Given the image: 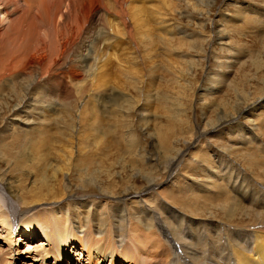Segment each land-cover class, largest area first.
<instances>
[{
	"label": "rangeland",
	"instance_id": "obj_1",
	"mask_svg": "<svg viewBox=\"0 0 264 264\" xmlns=\"http://www.w3.org/2000/svg\"><path fill=\"white\" fill-rule=\"evenodd\" d=\"M164 1L172 4L170 9ZM19 4L20 13L25 6ZM132 6L133 29L134 21L144 16L155 35L154 43L120 50L119 58L100 68L93 80L87 77L88 93L83 98L41 99L48 94L32 89L29 78L16 87L11 83L0 94V182L9 183L18 194L16 200L22 196L27 202L24 228L33 215L45 214L66 235L75 227L78 237L85 233L99 237L98 217L111 213L112 220H118L113 224L126 225L124 236L115 240L126 241L124 245L133 250L129 259L140 264H242V255L254 257L255 252L264 251L259 237L247 232L264 231V0H137ZM157 12H168L173 18L151 25ZM187 12L190 17L182 18L180 14ZM217 21L218 26L214 25ZM171 23L182 30L168 34ZM222 27L223 40L212 39ZM102 36L111 42L108 31L103 30ZM118 48L105 51L115 59ZM130 56L134 60L126 59ZM30 91L29 104L10 115L14 98ZM242 98L249 104L240 111L242 118L237 115L238 125L207 133L205 141L189 138L188 130H196L192 120L201 114L203 123L209 115L230 117ZM252 108L262 128L254 123L248 132L243 115ZM197 129L204 131L202 125ZM161 132L166 135L159 140ZM188 138L191 146L181 151L180 155L186 154L182 162L167 168L168 158ZM163 140L166 149L161 146ZM219 150L230 156L227 162L232 166L213 155L220 154ZM146 176L168 177L158 190L165 193L159 201L154 203L151 195L142 201L124 196L143 190ZM162 201L171 207L160 205ZM94 202L97 207L88 211ZM152 202L147 212L145 207ZM68 203L67 214L52 215V211H64ZM9 210L10 206L11 215ZM69 212L84 223L85 215L95 212L97 221L77 231L78 226L64 220ZM129 223L135 224L133 233H128ZM15 225H21L19 219ZM22 230L19 226L15 234L11 231L9 240L15 246L9 247L6 234L10 230L0 227V248L4 249L0 264H56L53 258L37 257L35 251L25 252L26 245H39L43 237L24 239ZM128 238L135 239L132 243ZM75 251L77 245L76 250L64 253L71 254L72 264H77L79 251ZM191 252L196 253L193 260ZM80 264L93 263L84 256Z\"/></svg>",
	"mask_w": 264,
	"mask_h": 264
},
{
	"label": "bare ground",
	"instance_id": "obj_2",
	"mask_svg": "<svg viewBox=\"0 0 264 264\" xmlns=\"http://www.w3.org/2000/svg\"><path fill=\"white\" fill-rule=\"evenodd\" d=\"M136 1L137 0H0V94L3 93L11 83H14V86L16 87L19 82L23 81L25 78H29L32 80V89L37 88L40 90L41 88L44 93L48 94L43 95L41 99L45 96L63 98V100H69V98L72 97L83 98L88 93V83H86L87 77L90 78V80H93L94 77L97 76L100 68H106L110 62L113 63V61H116L119 58L118 56H120V50L128 51V49L131 50V46L138 48V45L151 46V43H154L155 35L151 33V28H149L146 24L144 16L137 22L134 21L135 27L133 29L131 10L133 8L132 4ZM191 1L192 0H188L190 3ZM19 3L22 5L24 4L25 6V9L23 8L24 6L20 7L23 8L20 13L18 9L20 6ZM163 4L168 9L172 6V4L167 1H164ZM195 6L196 5L192 3V11H195ZM104 13L110 15L108 17H103L102 15ZM180 15L184 19L190 17V13L188 12ZM172 18V14L168 12H157L151 17V20H153L151 25H156L158 22L165 23V20L171 21ZM176 21L177 19H175L174 23H176ZM218 23L219 21L214 23V25L218 26ZM34 24H38L39 27L36 28ZM170 26L172 27L169 29L165 27L168 34H174V31L182 30L180 27L173 25L172 23ZM103 30L108 31L109 36L112 37L110 39L111 42H108L107 39L102 36ZM152 31H154L153 28ZM156 36L159 37L158 34ZM224 36H226L225 30L222 27L219 31L217 30L215 32V37L213 36V38H211L221 41ZM130 43L133 45H129ZM124 44H127L128 46H125ZM107 47H120L116 49L118 53L116 54L115 59H112L111 55L105 51V48ZM91 51L95 52V55H92L90 53ZM121 58H124L123 55ZM126 59L134 60V57L130 56V58ZM90 61H92V64H90ZM93 69H95L94 73ZM131 79L132 78H129V80ZM8 90L13 93V89L9 88ZM32 91L23 94L18 100H16V97L14 98V105H11L8 110L9 113L11 112L10 115L14 116L19 113L21 106L29 104L28 101L32 98ZM37 93L35 95H38ZM42 101L45 102L46 99ZM53 102L55 101L53 100ZM247 104L249 103L245 102L244 98H242V102L238 103V111H234L233 115L230 114L232 116L228 117L222 114L215 119H213L211 115H209V117L207 114L205 115V109H203V115L207 116V119L203 123V117L201 114V116L199 115V118L196 117L191 121L195 125L196 130H188L191 133L189 138H196L201 142V140L205 141L204 138H207V133L215 134L222 130H231L230 128H232L233 125L239 124L237 115L240 114V111ZM215 110L216 109L214 108L213 111ZM256 111V109L252 108L250 112L243 115V119L246 120L243 124L247 127L245 130L248 132L252 131L249 126H252L254 123H256L258 128H262L258 126V122L260 120L256 115ZM130 112L126 113L130 116ZM10 115L8 120L11 117ZM239 117L241 116L239 115ZM14 119H11L10 122H13ZM262 121L264 122V117L262 118ZM178 125L181 124L179 123ZM200 125L204 127V131L202 133H200L197 129ZM218 127L219 129H217ZM7 130L8 128L6 131ZM236 132L237 131L233 129L232 135H235ZM165 135L166 132H161L159 134V140L164 139ZM190 139L187 144L184 142L182 148L177 150L178 152H175L174 157L168 158L169 163L167 168L169 165L173 168L182 162L180 159L186 154L183 156L180 155L181 151L191 146L189 144L191 141ZM160 143L162 148L166 149L167 142L163 140ZM218 152H220V154L213 152V155L221 158L222 162L231 160L230 156L227 157L223 154L225 151L219 150ZM207 154L208 153H205L204 156H207ZM70 159L71 158L67 160L70 161ZM152 161H154V159H152ZM227 164L229 163L227 162ZM229 165L232 166V163ZM167 179L168 177L159 178L146 176L145 188L143 190L134 194L125 193L124 196L134 198L137 197L138 201H142V199L146 200V196L151 195L153 196L152 198H154L152 200L153 202L159 201L158 199H161V194L165 195V193H162L164 190L161 192H158V190H160L164 183L166 184V182H168L166 181ZM1 181H3V179H1ZM8 184L5 183L8 188L6 189L4 182H0V187H2L4 193L7 194L9 201H13L15 203L14 205L17 204L14 206L9 203V211L11 216L15 218L12 221L13 224H16V221L19 219V223H21V225H19L20 228H23L22 231L26 232L24 234V239H28L33 237V235L38 234L43 237L40 240L41 242H39V245L43 244V248H41L38 252H35L37 257L41 256V259L44 260H52L53 258L56 264H64V256H66L65 250H76L77 245V251H75V253L79 252L77 255V261H74L77 264H80L81 259L84 256H86V259L91 261L93 264H104L105 262H107V264H119L120 262L124 264H140L137 260L129 259V254L133 253V250L129 247V244L127 247L124 245L126 241L122 242V239H118L117 241L115 240L116 238L124 236L122 231L126 229L124 228L126 225L122 226L124 222L122 225H116L118 220H112L113 217L111 213L108 215L102 214L100 218L98 217L100 224L97 229L102 230H96L99 237H95L93 234L87 235V233L78 237L74 233L75 227L69 232V234L66 235L61 231L58 224L50 223L47 219H45V214L39 216L33 215L29 218L30 225H27L24 228L22 222L25 219L22 218L26 214L24 209L27 206V202L22 201V196L19 200H16L14 197L18 194L14 193ZM153 202L147 203V208L145 207L147 212L150 211V207L152 208L151 205ZM76 204V206H79V203ZM162 204L169 206L168 209L171 207V205L165 203L164 201L160 203V205ZM96 207L95 202L91 203L88 207V211L94 210ZM70 208L71 207H69L68 203L64 211L62 209H58L52 211V215H54L55 218H60L59 214H67ZM165 212L170 213L171 211ZM94 213L95 212H92L90 215H85V223L75 216V212H69V215H67L64 220L67 224H74L73 226H78V231L79 229L85 228L87 225L94 224V222L97 221L96 213ZM93 214L95 220L92 218ZM116 214L117 210L115 211L114 216ZM174 214H177V211H175ZM5 215L6 214L4 212H0V218L5 217ZM76 219H79L77 223H75ZM121 220L124 219L122 218ZM7 223V219H4L3 222H0V227L4 229ZM133 225L135 224L129 223L130 227L128 229V233L134 232V228H131ZM247 232L250 234L254 233V237H259L262 241L261 243L264 245V231L263 234L257 230H247ZM11 234V231H7V240L11 238ZM134 239L128 238V241L133 243ZM247 252H250V250ZM83 253H85V255H83L82 258H79L80 254ZM189 254L192 258V256L196 253L191 252ZM194 258L195 257H193L192 260ZM66 259L67 260L65 262H67V264H72V260H74L71 258L70 253L66 256ZM2 264L8 263L4 262ZM242 264H264V251L255 252L254 257L242 255Z\"/></svg>",
	"mask_w": 264,
	"mask_h": 264
},
{
	"label": "clouds",
	"instance_id": "obj_3",
	"mask_svg": "<svg viewBox=\"0 0 264 264\" xmlns=\"http://www.w3.org/2000/svg\"><path fill=\"white\" fill-rule=\"evenodd\" d=\"M8 209H9V202H8V197L7 194L0 195V212H4L6 215L5 217L0 218V222H3L4 219H7L8 223L5 225V227L9 228L10 231L15 234V232L18 229V225H15L12 223V221L15 219L12 217L10 214H8ZM0 239H3V237H0ZM6 243L9 244L10 247L15 246V242L12 240H7ZM41 248H43V244H40L39 246L37 245H26V248L24 249L25 252H38ZM4 252L3 248H0V255H2Z\"/></svg>",
	"mask_w": 264,
	"mask_h": 264
}]
</instances>
